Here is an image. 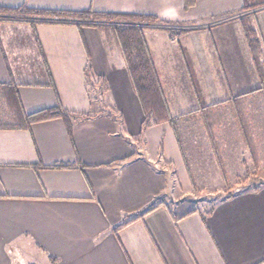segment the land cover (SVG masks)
Instances as JSON below:
<instances>
[{
    "label": "crops",
    "instance_id": "0c3cea01",
    "mask_svg": "<svg viewBox=\"0 0 264 264\" xmlns=\"http://www.w3.org/2000/svg\"><path fill=\"white\" fill-rule=\"evenodd\" d=\"M22 5L155 16L134 24L173 120L142 127L121 49L94 23L0 20V88L14 87L22 112L59 106L93 116L74 119L71 135L61 118L0 128V264L33 263L26 246L48 264H264V185L209 212L163 198L168 165L189 186L207 172L216 180L214 159L259 154L264 83L242 15L264 65V0H0ZM162 20L191 29L171 37ZM87 73L104 84L111 116L98 114ZM151 202L160 203L115 228Z\"/></svg>",
    "mask_w": 264,
    "mask_h": 264
},
{
    "label": "trees",
    "instance_id": "16d2710c",
    "mask_svg": "<svg viewBox=\"0 0 264 264\" xmlns=\"http://www.w3.org/2000/svg\"><path fill=\"white\" fill-rule=\"evenodd\" d=\"M192 2L193 0H185V3L188 5ZM0 20L25 21L32 24L39 22H71L76 25H80V23L84 22L94 23L107 40L111 41L115 39L117 41V45H119L121 49L124 57V64L128 70L133 89L137 94L141 106L145 112V118L143 120L142 127L145 128L150 124L159 123L161 121L173 120V118L169 116L168 108L159 88L157 78L153 72L152 64L146 54L145 44L141 34L142 29L137 24H134V22H138L140 20L148 22L156 21L157 18L155 16L103 12L95 11L90 8L72 11L60 9H40L22 5L17 8L0 7ZM121 21L127 22L128 24L126 26H121L118 23ZM242 21L244 36L248 43L249 51L252 55L255 68L261 78V81L264 82V65L261 62L262 47L259 36L249 16L246 14L242 15ZM187 30L188 29H181L174 31V36L182 35ZM171 32L173 31L171 30ZM86 83L88 86V91L91 94L94 88L91 86L88 76ZM260 89L264 90V84L261 85ZM0 99L5 102L7 110L11 115L7 121H0V128H28L30 124L35 122L53 118H61L65 123L68 135H71L72 123L74 119H89L93 117L88 113H75L67 111L60 108L59 106L44 108L29 114H24L20 108L18 96L13 86L7 88L3 86L0 88ZM91 101H94L93 96L91 97ZM98 114H104L108 116L112 115V113L105 110H100ZM243 176H239L236 182H238ZM254 176V172L250 173L249 175H246V177L241 180V182H249V180L256 182ZM263 185L264 181H258L255 185H253L252 189H256L257 187ZM231 195L232 194H229L222 199L230 198ZM159 203L160 202H151L144 210L137 213L134 217L117 225L115 228L124 226L129 222L142 217L148 212L154 210L159 205Z\"/></svg>",
    "mask_w": 264,
    "mask_h": 264
},
{
    "label": "rangeland",
    "instance_id": "374dc122",
    "mask_svg": "<svg viewBox=\"0 0 264 264\" xmlns=\"http://www.w3.org/2000/svg\"><path fill=\"white\" fill-rule=\"evenodd\" d=\"M150 22V21H149ZM154 22V21H152ZM164 23V26L168 27L173 31L169 32L171 37L174 36V31L181 30V29H191V27L182 26L183 23H165V21H162ZM167 22V21H166ZM121 26H126L128 23H122L120 22ZM188 22H186L187 24ZM174 25V26H171ZM175 25H181V26H175ZM169 29V30H170ZM187 30V31H188ZM186 31V32H187ZM185 32V33H186ZM183 35V34H182ZM181 36V35H177ZM176 37V36H175ZM89 68V66L87 65ZM88 76L89 82L91 83V86H93V92H91L90 96L94 97V101L98 102L100 101L101 110H105L109 112V109L102 105V102L105 101V86L103 83L96 82V78H94V74H86ZM264 83V82H263ZM99 99V100H98ZM262 106L264 111V90H261L260 93H258L257 98ZM251 109V108H250ZM7 113L6 107L3 103H0V121L6 120L5 116ZM8 114V113H7ZM205 115V113H203ZM207 116L212 115L209 111L206 113ZM260 115H264V112H262ZM261 119V116L258 117ZM241 124H243V120L241 118L240 120ZM258 130L260 132L264 131V126H258ZM264 139V135L262 136ZM261 139L258 144V150L259 154H257L255 151H252V155L248 156V151L245 155L240 156H228L225 161L223 160L221 163H219L216 160V166L213 165V172H210V177L213 179H216L215 181H210L208 178V172H207V178L198 179L193 185L190 183L189 186L186 185V181L183 180L179 176H176V174L171 171L173 167L168 165L167 171H169V179L167 186L165 188L164 197L172 198L173 200L178 201H187L190 202V206L194 207L195 209L202 210L204 212L211 209L215 203H217L219 200L224 198L225 196L232 194L231 196L237 194L239 191L246 190L248 188L252 189L253 185H255L258 181H264V140ZM261 153V156H260ZM224 159V158H223ZM199 160V159H198ZM200 160H203L201 157ZM165 164V162L163 163ZM198 163H196L197 165ZM200 169L204 168L205 163H199ZM255 173V179L256 182H253L251 180L246 182H241L246 175H249L250 173ZM246 174V175H245ZM245 175V176H243ZM254 175V174H252ZM176 176V177H175ZM239 176H243L238 182L237 179ZM209 180V181H208ZM218 180V181H217ZM220 181V182H219ZM164 200V199H163ZM175 207H171L172 210H174ZM27 252L30 257H24V262H28V260H33L31 264H48L44 262L43 255L40 251H37L35 249H32V247L26 246ZM30 258V259H29ZM28 259V260H27ZM13 264H29V263H13Z\"/></svg>",
    "mask_w": 264,
    "mask_h": 264
}]
</instances>
